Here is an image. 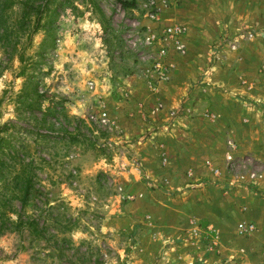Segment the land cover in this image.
<instances>
[{"label":"rangeland","instance_id":"1","mask_svg":"<svg viewBox=\"0 0 264 264\" xmlns=\"http://www.w3.org/2000/svg\"><path fill=\"white\" fill-rule=\"evenodd\" d=\"M139 1L0 0L5 150L77 219L67 235L87 264H264V0H158L157 21ZM171 21L186 52H168L152 94L137 38ZM101 104L111 128L93 119ZM20 244L0 236V264H70Z\"/></svg>","mask_w":264,"mask_h":264},{"label":"trees","instance_id":"2","mask_svg":"<svg viewBox=\"0 0 264 264\" xmlns=\"http://www.w3.org/2000/svg\"><path fill=\"white\" fill-rule=\"evenodd\" d=\"M38 97L40 94L32 88L20 93L17 99L36 101ZM51 109L47 106L42 115H50ZM8 143L6 137H0V236L16 235L21 242L20 248L32 252L31 256L36 245L41 244L47 248L49 257L67 260L70 264H87L91 257L84 256L67 235L76 227L77 219L63 211L53 213L52 209H59L60 203L52 205L47 199H41L42 190L33 181L31 162H24L22 153L14 146L5 150ZM6 158L12 164H8ZM71 249L78 254V259L71 258Z\"/></svg>","mask_w":264,"mask_h":264},{"label":"built area","instance_id":"3","mask_svg":"<svg viewBox=\"0 0 264 264\" xmlns=\"http://www.w3.org/2000/svg\"><path fill=\"white\" fill-rule=\"evenodd\" d=\"M178 2L179 0H170ZM158 0H140L139 8L143 11L144 16L152 21L159 20V7ZM186 32V26L177 21H171L166 24L160 32L152 31L148 26L139 34L137 38L139 43L143 45L149 55L148 61L150 67L146 69L145 78L147 80L148 90L152 94H157L159 91V84L166 82L170 77V66L165 63L164 59L170 50H173L177 55L182 56L186 52V45L183 41ZM146 59V58H145ZM161 106L160 102L157 103L156 108ZM94 121L104 127H112V122L109 118L108 112L104 104H101L100 111L96 112ZM227 155L228 160L232 159V152L235 150L233 140H227ZM208 165L210 162L207 161ZM215 175L219 174L216 167L212 168ZM254 177V174L251 175ZM239 234L249 236L256 231V225L251 221H242L237 224Z\"/></svg>","mask_w":264,"mask_h":264}]
</instances>
